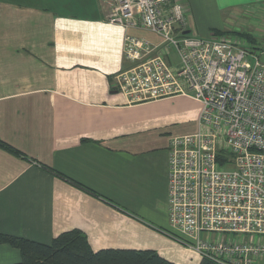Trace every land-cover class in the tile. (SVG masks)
I'll use <instances>...</instances> for the list:
<instances>
[{
  "label": "crops",
  "instance_id": "obj_1",
  "mask_svg": "<svg viewBox=\"0 0 264 264\" xmlns=\"http://www.w3.org/2000/svg\"><path fill=\"white\" fill-rule=\"evenodd\" d=\"M173 1L187 35L236 31L264 48V0ZM111 5L0 0V142L19 153L0 147V231L49 244L79 230L93 252L151 250L199 264L169 225L167 175L170 140L198 131L201 105L180 95L128 104L111 89L132 67L126 35L160 43L108 24ZM19 261L18 250L0 245V264Z\"/></svg>",
  "mask_w": 264,
  "mask_h": 264
},
{
  "label": "built area",
  "instance_id": "obj_2",
  "mask_svg": "<svg viewBox=\"0 0 264 264\" xmlns=\"http://www.w3.org/2000/svg\"><path fill=\"white\" fill-rule=\"evenodd\" d=\"M184 13L173 0H112L108 24L149 31L160 43L126 35L123 55L132 67L110 87L128 104L178 95L200 103L198 131L170 140L169 225L201 258L258 264L264 260V48L230 34L185 35ZM170 49L176 66L166 62ZM228 235L237 238L222 239Z\"/></svg>",
  "mask_w": 264,
  "mask_h": 264
},
{
  "label": "trees",
  "instance_id": "obj_3",
  "mask_svg": "<svg viewBox=\"0 0 264 264\" xmlns=\"http://www.w3.org/2000/svg\"><path fill=\"white\" fill-rule=\"evenodd\" d=\"M210 34L238 35L249 45L257 47L255 40L247 33L212 30ZM0 147L14 154H19L1 142ZM216 159L220 166H223L226 161L225 156L220 153L217 154ZM44 168L60 177V174L54 170ZM0 245H7L19 251L20 261L16 264H174L162 259L156 252L151 250L104 249L93 252L85 235L79 230L61 233L54 237L49 244L4 234L0 231ZM199 264L220 263L202 257Z\"/></svg>",
  "mask_w": 264,
  "mask_h": 264
},
{
  "label": "rangeland",
  "instance_id": "obj_4",
  "mask_svg": "<svg viewBox=\"0 0 264 264\" xmlns=\"http://www.w3.org/2000/svg\"><path fill=\"white\" fill-rule=\"evenodd\" d=\"M235 30H237V29H235ZM234 33H238V32L235 31ZM189 35L196 36V33L194 31H191ZM230 35L235 36V37H239L238 35H234V34H230ZM239 38H241V37H239ZM255 48L257 49L259 47H255ZM169 52H170L169 58L172 59L173 61H175L176 55H175L174 51L171 49ZM215 238H216L215 236L212 237V239H215ZM229 238H237V235H228L222 239H229ZM258 264H264V260L259 261Z\"/></svg>",
  "mask_w": 264,
  "mask_h": 264
},
{
  "label": "water",
  "instance_id": "obj_5",
  "mask_svg": "<svg viewBox=\"0 0 264 264\" xmlns=\"http://www.w3.org/2000/svg\"><path fill=\"white\" fill-rule=\"evenodd\" d=\"M184 34L187 35L188 32H185ZM261 63H264V57L261 58Z\"/></svg>",
  "mask_w": 264,
  "mask_h": 264
}]
</instances>
